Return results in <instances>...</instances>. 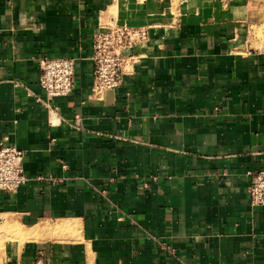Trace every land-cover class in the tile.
<instances>
[{
    "label": "crops",
    "instance_id": "1",
    "mask_svg": "<svg viewBox=\"0 0 264 264\" xmlns=\"http://www.w3.org/2000/svg\"><path fill=\"white\" fill-rule=\"evenodd\" d=\"M115 4L0 0V141L28 177L0 191V264H264V0ZM110 22L148 36L94 91ZM44 56L76 59L68 95L44 94Z\"/></svg>",
    "mask_w": 264,
    "mask_h": 264
},
{
    "label": "built area",
    "instance_id": "2",
    "mask_svg": "<svg viewBox=\"0 0 264 264\" xmlns=\"http://www.w3.org/2000/svg\"><path fill=\"white\" fill-rule=\"evenodd\" d=\"M146 26L107 23L91 36L94 91L117 88L124 66L130 59L125 50L147 39ZM39 84L47 97L68 95L74 86L76 59L72 57L40 58ZM23 153L14 145L0 141V191L13 192L28 181L22 167ZM247 194L250 205L264 207V168L248 170Z\"/></svg>",
    "mask_w": 264,
    "mask_h": 264
},
{
    "label": "rangeland",
    "instance_id": "3",
    "mask_svg": "<svg viewBox=\"0 0 264 264\" xmlns=\"http://www.w3.org/2000/svg\"><path fill=\"white\" fill-rule=\"evenodd\" d=\"M115 1H116V4H115L116 7L114 8V11H116L119 8L124 7V5L127 2V0H119V1L118 0H115ZM179 1L180 0H171V2L174 5L175 4L177 5ZM181 1L183 2V0H181ZM262 10H264V9H262ZM253 27H252V25H250V28H249V36L254 37V38H257V39H262L263 36H264V20L262 22H260V23L257 22L256 24H254ZM252 28H253V30L251 31ZM6 239L7 238H5L3 235L2 236L0 235V252L3 250V243H4V241H6Z\"/></svg>",
    "mask_w": 264,
    "mask_h": 264
},
{
    "label": "bare ground",
    "instance_id": "4",
    "mask_svg": "<svg viewBox=\"0 0 264 264\" xmlns=\"http://www.w3.org/2000/svg\"><path fill=\"white\" fill-rule=\"evenodd\" d=\"M119 1V0H118Z\"/></svg>",
    "mask_w": 264,
    "mask_h": 264
}]
</instances>
